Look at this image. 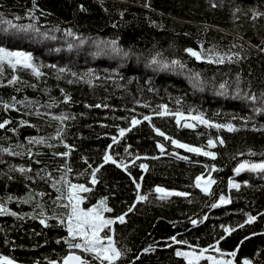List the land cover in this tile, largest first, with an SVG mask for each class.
<instances>
[{
	"label": "trees",
	"instance_id": "obj_1",
	"mask_svg": "<svg viewBox=\"0 0 264 264\" xmlns=\"http://www.w3.org/2000/svg\"><path fill=\"white\" fill-rule=\"evenodd\" d=\"M39 10L47 15H40L35 23L42 31H47L56 39L28 40L3 39L11 36L4 33L3 20H11L13 23H31L30 17L24 15L32 6V0H0V40L8 46L23 47L30 50L37 58V63L44 66L41 71L45 73L37 78L30 70H19L16 74L19 80L14 85L0 83V100L10 101L15 97L17 101L31 100L33 104L41 105V112L54 114L66 113L74 116L66 123L64 139L75 147L67 158L73 173L69 179L73 182L87 183V173L77 177L76 172L87 169V165L81 160V156H87L93 166L101 163L103 150L111 142V134H115L114 125L127 127V119L134 113L126 111L135 109V114H148L158 110L161 103L167 104L169 109L175 112L178 108L187 112L191 107L202 112L207 119L217 123L231 121L237 125L236 130L229 132L226 129L206 128L197 124L195 128H187L177 125L174 116L152 117V124L160 127L166 134L186 143L195 145L204 144L208 135H219L224 144L219 142L212 149L217 152L213 161L211 158L197 156L188 153L184 149H176L181 155L188 156V160H181L169 153L173 146L165 142L162 137L152 131L148 122L142 121L125 134L119 144L111 150L114 154H123L125 144L131 145L133 153H147L155 159L144 160L149 168L144 172L142 191H149L153 185H161L188 192V197L171 196L167 200L156 199L154 192H149V199L138 202L132 212H128L124 223L116 222L113 225L114 239L118 246H127L131 252L126 258L121 259L120 264H128L132 256L139 249L150 244L153 251L141 254L134 264H184L182 258L174 255L175 247L162 246L164 238L176 235L180 240H187L192 244L207 245L213 240H218L224 235L221 225H228L234 229L228 236L220 241L222 249L230 250L240 242L242 237L250 232L258 233L244 241L239 249V255L253 257L258 255L264 259V253L256 254L258 247H264V235L259 234L264 229V215L258 217L251 224H244L242 228H236V224L243 223L246 217L244 213L256 214L264 209V175L245 170L233 174L232 169L241 159L256 160L264 158V130H259L264 125V113L253 112L254 103L235 97H223L217 95L215 86L227 79L229 82L237 72L240 73L241 85L250 87L259 95L264 91V53L259 51L264 47V16L255 20L249 19L251 9L264 13V0H148L149 8H145V0H35ZM83 5V9H80ZM233 8L239 11L233 13ZM123 12V16L120 13ZM154 21L155 23H151ZM71 28L75 32L83 34L90 39L84 45L68 50L64 47L63 29ZM22 35V34H21ZM119 37L118 43L125 49H131L132 55L127 58L96 56L93 40L96 38L113 39ZM199 41H203L205 50L214 47L225 52L241 51L244 59L240 61H225L223 64H212L207 61H196L183 52L185 47L191 46L199 49ZM235 45V47H233ZM55 49H59L56 51ZM160 53L163 58H176L181 60L185 69L178 66L175 69H161L149 65L152 55ZM56 64L58 67L68 65L73 71L83 73L88 68L94 69L99 79L91 85L84 81L69 83L70 76L65 74L57 78L56 69L49 67ZM117 69L119 79L117 81L106 80L105 76L114 75L112 69ZM189 70L201 73L205 84L194 88L189 79ZM11 69L5 68V76L0 80L10 78ZM147 82V83H146ZM122 84L123 87H119ZM32 85H35L33 87ZM71 96V103L63 102V94L60 89ZM149 88L153 91H149ZM19 89V91H17ZM181 100L177 105L176 100ZM140 100L142 103H135ZM108 104V108L86 107L85 104ZM51 104V107L48 105ZM145 104L148 107L144 106ZM255 107H261L255 103ZM17 109L5 111L0 107V121L9 119L10 123L4 129H0V147L11 146L13 151L23 152L24 148L17 145H25L27 136H51L58 122L44 115H28L34 112V108L24 105ZM195 114V111H194ZM235 117V119H233ZM240 117H251L248 127L242 126ZM30 121L28 125L17 127L19 119ZM108 125L102 127L101 123ZM192 123H196L191 121ZM251 123H256L258 130L251 128ZM16 128L15 132L11 129ZM103 133H109L108 136ZM160 139L166 144L165 152L160 153L155 148V141ZM47 145H32L34 157L26 154L13 156L10 153L0 151V201L11 194L22 196L27 191L28 184L33 190L45 193L38 199L45 205L49 213L63 211L57 208L52 201L57 193L49 187V181L37 178L35 182L26 181L24 175L19 172H9L12 165L31 164L30 175H35L38 169L51 170L53 175L59 176L55 170L64 163L63 158L53 155L56 151H65L63 145L52 140ZM252 149L249 155L247 149ZM243 153L237 156L236 153ZM36 161H40L39 164ZM215 163L218 170L213 173L217 183L213 186L211 196L205 195L194 186L195 175L204 171L203 165ZM132 175L139 179L141 169L138 164L129 165ZM11 175L14 179L9 180ZM233 176L238 181L249 180V187L228 189L227 180ZM98 184L89 194L88 199L82 203V207L94 203L101 195L109 197V207L113 208L110 215H118L124 211L134 199V186L129 176L110 162L103 165L98 173ZM231 198L228 205L210 209L207 205L217 198L220 192ZM115 193L113 196L112 194ZM8 207L13 211L32 212L33 204L18 203L16 200H8ZM39 210L37 209V212ZM207 212L206 219H202L197 225L190 223V218L202 217ZM51 226L45 227L39 223L38 218L26 217L17 219L9 214L0 215V253L16 259L19 264H47L45 257L58 259L65 254L66 248L61 242L56 243L57 237L66 234L62 227L56 226L54 220H50ZM5 236L9 237L12 244L4 243ZM183 247H186L183 246ZM201 264H206L202 261ZM256 264H259L257 260Z\"/></svg>",
	"mask_w": 264,
	"mask_h": 264
},
{
	"label": "snow or ice",
	"instance_id": "obj_2",
	"mask_svg": "<svg viewBox=\"0 0 264 264\" xmlns=\"http://www.w3.org/2000/svg\"><path fill=\"white\" fill-rule=\"evenodd\" d=\"M145 8H149L150 4L148 0H145ZM212 7H215V0H212ZM81 10L83 5L79 6ZM39 6L36 4L35 0H32L31 8L27 9L24 13L26 17H30L31 23L19 24L13 23L11 20H3L2 23L5 25L3 28L4 33H11V36H5L3 39H12L16 40H28L34 42L36 40H46V39H56V36L50 35L47 31H42L35 21L38 20L37 11ZM239 11L237 8H233V13ZM251 15L249 19L255 20L257 17L264 16V13L253 8L250 10ZM40 15H47L43 10H39ZM123 16V12L120 13ZM151 23H155L151 21ZM22 34V35H21ZM63 39L65 41L64 47L68 50L78 48L81 45H84L89 37L83 36V34L75 32L71 28L63 29ZM119 37L108 39V38H96L93 40V43L96 46V51L92 53L94 57L96 56H107V57H119L127 58L132 55L131 49H125L118 43ZM201 47L199 49L188 46L183 49V52L188 54L189 57L194 58L196 61H207L212 64H223L225 61H240L244 59V54L241 51H225L221 52L216 50L214 47H210L205 50L203 48V41H199ZM235 47V45H233ZM59 51V49H55ZM259 51L264 53V47H260ZM149 65L156 66L161 69L172 68L175 69L177 66L183 70L186 65L179 59L176 58H163L160 53H155L152 55L148 61ZM44 65L42 63H37V58L34 56V53L30 50H26L23 47L17 46H6L2 40H0V76H5V68L11 69L12 74L10 78H5L0 80V83L7 85H14L19 77L17 72L21 69L30 70L34 77H41L45 75L41 71V68ZM49 67L56 69L57 78L63 77L65 74L71 77L68 81L73 83L74 81L86 80L89 85L93 83L94 80L99 79L98 75L95 73L94 69L88 68L83 73H77L73 71L71 67L65 65L63 67H58L56 64H50ZM112 73L114 75L105 76L104 79L117 81L119 79V73L117 69L113 68ZM189 79L192 82L194 88L202 87L205 84L201 73L194 72L189 70ZM147 83V82H146ZM35 87V85H32ZM119 87H123L122 84H118ZM217 95L223 97H235L237 99H244L249 102L254 103L253 112L264 113V91H261L257 95L250 85L248 87H243L241 85L240 73L237 72L233 77V80L229 82L227 79L221 81L218 85L215 86ZM19 91V89H17ZM149 91L153 89L149 88ZM60 92L63 94V102L71 103V96L65 93L63 88L60 89ZM29 108H34V112L27 113L28 115L41 116L44 115L52 120L58 122L55 132L51 136H27L25 140L27 142V147L25 145H17L19 148H24L23 152L13 151L11 146L9 147H0V151L4 153H10L13 156L27 155L30 158L34 157V151L32 145H47L49 148L53 147L52 143L49 141H56L57 143L64 146L65 151H56L53 153L54 156L63 158L64 163L60 164L59 167L55 170L59 173V176L53 175L51 170L38 169L35 175H30L32 171L31 164L28 165H12L9 168V172H19L24 175L26 181L35 182L37 178L44 179L49 181V187L55 190L57 195L52 197L53 203L57 208L63 209V211L57 213L53 211L49 213L45 205L40 202L39 197L45 195L44 192L33 190L28 184L25 185L27 191L22 196H13L9 194L5 200L0 201V215L9 214L17 219H23L26 217L38 218L39 223L45 227L51 226L49 224L50 220H54L56 226L62 227L66 234L60 237H57L56 243L60 244L63 242L66 252L65 254L58 257V259H49L45 257L47 264H120L121 259L126 258L128 254L132 251L131 248L127 246H118L117 241L114 239V228L113 225L116 222L124 223L126 220V215L128 212H132L138 202H145L149 199V192H154L156 194V199L158 200H167L169 197L175 195L178 197H188L190 194L185 191H179L174 188L163 187L159 184L153 185L149 191H142V181L144 177V172L149 168L147 163H144V160L149 158L155 159L156 157H149L147 153H133L130 151L131 145L125 144L123 148V154H114L111 150L113 146L119 144L122 138L125 137V134L132 130L136 125H140L142 121H146L152 128V131L157 134V136L162 137L165 142L170 143L173 146V150L169 153L172 156H175L181 160H188V156L181 155L176 149H184L188 153H194L197 156H203L211 158L213 161L217 157V152L212 150L217 142L221 145L224 144V140L219 136L212 137L208 135V138L204 144L195 145L192 143H186L180 139H176L171 135L166 134L161 130L160 127L152 124V117H165V116H174L177 125H181L183 120V126L187 128H195L197 124L203 125L206 128H215V129H226L229 132L236 130L237 125L231 121L225 123H217L215 120L205 118L204 114L199 110H194L189 108L187 112L179 110V108L173 112L169 109L167 104L161 103L158 105V110L151 111L148 114H135V109H130L126 111H131L132 114L130 118L120 117L119 119H127V127H121L120 125H114L115 134H111V142L103 150L101 163L95 164L93 166L89 163V158L87 156H81V160L87 165V169L76 172L77 177L85 175L87 173V183H78L73 182L69 179V174L73 173V168L69 166L67 158L70 156V153L74 149V145L67 142L64 139L66 128L69 125L66 123L68 120H72L75 117L69 116L66 113L54 114L52 112L42 113L41 105L39 103L33 104L31 100L25 98V100L17 101L15 97H12L10 101L0 100V107L5 111L8 109H17L18 104L24 105ZM135 103H142L140 100H136ZM255 103H259L261 107H255ZM176 104L180 105L181 100L178 98ZM51 107V104L48 105ZM86 107H96V108H108V104L98 103L96 105L85 104ZM144 106L148 107L147 104ZM195 111V114H194ZM235 119V117H233ZM243 127H248L251 117H240ZM189 121H194L192 123ZM10 123L9 119H3L0 121V129H4L6 125ZM102 127H108V125L100 122ZM30 124L29 120L19 119L17 127L21 125ZM251 128L253 130H258L256 123H251ZM17 129L12 128L11 131L15 132ZM259 130H264V125L260 126ZM103 135L108 136L109 133H103ZM155 148L159 150L160 153L165 152L166 144L161 142L160 139L155 141ZM249 155L252 154V149H247ZM237 156H243V153L237 152ZM115 165L118 169L123 170L130 178L132 185L134 186V199L131 204L118 215H110L106 213H113V208L109 207V197L106 195H101L95 199L94 203H90L87 207H82V203L88 199L89 194L94 190V187L98 184V173L102 169L103 165L107 163ZM37 164L40 161H36ZM138 164L139 169H141L139 179L132 175V172L129 168V165L135 167ZM204 171L195 175L194 186L199 189L200 192L205 195L211 196L213 193V186L217 183L216 179L213 176V173L218 170L215 163L210 165L205 163L203 165ZM245 170L256 173L258 175H264V158L259 160H249L241 159L235 167L232 169L233 174L241 173ZM7 179H14L13 176L5 173ZM242 185L244 187H249V180L238 181L233 176H230L227 180L228 189H237L239 190ZM113 196L115 193L112 194ZM8 200H16L18 203L24 204H33L34 208L32 212L23 213L13 211L12 208L8 207ZM231 202V198L223 191L220 192L219 196L214 199V201L207 205L210 209H216L218 206L228 205ZM37 209L39 210L37 212ZM264 215V209L252 214L250 212L244 213L246 219L243 223L236 224V228H242L244 224H251L254 221H257L258 217ZM208 216L207 212L203 213L202 217L190 218V223L192 225H197L206 219ZM224 235L221 236L218 240H213V242L201 246L198 243L192 244L187 240H180L176 235L168 236L164 238L165 242L162 244L163 247L168 248L173 245H178L175 247L174 255L177 258H182L184 264H201L202 261L206 264H256L259 260V264H264V259H260L258 255L250 257L248 255L240 256L239 249L241 248L244 241L248 240L250 237L257 235L256 232H250L247 236L242 237L240 242H238L235 247L230 250L222 249L219 244L226 236H228L234 229L228 225H221ZM0 231H3L0 229ZM261 235H264V229L260 231ZM4 243L6 245L12 244L14 242L7 236H5ZM186 247H183L185 246ZM153 251V245L150 244L146 247L139 249V252L132 256V259L128 261V264H134L136 260L139 259L141 254L150 253ZM264 253V247H258L256 249V254ZM0 264H19V262L9 255L0 253ZM33 264H39L38 261H33Z\"/></svg>",
	"mask_w": 264,
	"mask_h": 264
},
{
	"label": "rangeland",
	"instance_id": "obj_3",
	"mask_svg": "<svg viewBox=\"0 0 264 264\" xmlns=\"http://www.w3.org/2000/svg\"><path fill=\"white\" fill-rule=\"evenodd\" d=\"M256 160H259V159H256ZM164 187V186H163Z\"/></svg>",
	"mask_w": 264,
	"mask_h": 264
},
{
	"label": "water",
	"instance_id": "obj_4",
	"mask_svg": "<svg viewBox=\"0 0 264 264\" xmlns=\"http://www.w3.org/2000/svg\"><path fill=\"white\" fill-rule=\"evenodd\" d=\"M189 122H191V121H189Z\"/></svg>",
	"mask_w": 264,
	"mask_h": 264
}]
</instances>
